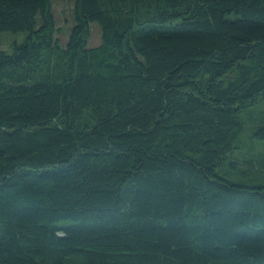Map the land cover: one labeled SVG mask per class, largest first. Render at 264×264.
Masks as SVG:
<instances>
[{
    "label": "trees",
    "instance_id": "obj_1",
    "mask_svg": "<svg viewBox=\"0 0 264 264\" xmlns=\"http://www.w3.org/2000/svg\"><path fill=\"white\" fill-rule=\"evenodd\" d=\"M73 17L63 40L53 0H0V32H27L0 49V264H264L241 138L264 139V0Z\"/></svg>",
    "mask_w": 264,
    "mask_h": 264
},
{
    "label": "rangeland",
    "instance_id": "obj_2",
    "mask_svg": "<svg viewBox=\"0 0 264 264\" xmlns=\"http://www.w3.org/2000/svg\"><path fill=\"white\" fill-rule=\"evenodd\" d=\"M75 0H53V9L56 16L58 26L60 27L59 35L63 40L69 37V31L73 24ZM27 32H13L1 31L0 32V49L12 51L15 43H22L26 38ZM101 42V28L97 22L91 26V34L89 38V45L96 46ZM264 112V105L255 109V115L260 116ZM242 138V151L249 154L253 149L254 155L264 156V139H259L254 135V127L251 121L247 122L245 131L241 136ZM241 168H248L245 164ZM255 170L254 173L247 175L248 182H264V169ZM229 168H231L229 166Z\"/></svg>",
    "mask_w": 264,
    "mask_h": 264
}]
</instances>
